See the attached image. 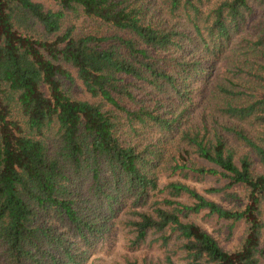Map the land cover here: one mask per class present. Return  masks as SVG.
Here are the masks:
<instances>
[{"label": "trees", "instance_id": "16d2710c", "mask_svg": "<svg viewBox=\"0 0 264 264\" xmlns=\"http://www.w3.org/2000/svg\"><path fill=\"white\" fill-rule=\"evenodd\" d=\"M46 1L0 0V264H94L119 227L163 257L118 264H264V0Z\"/></svg>", "mask_w": 264, "mask_h": 264}, {"label": "rangeland", "instance_id": "374dc122", "mask_svg": "<svg viewBox=\"0 0 264 264\" xmlns=\"http://www.w3.org/2000/svg\"><path fill=\"white\" fill-rule=\"evenodd\" d=\"M40 1L46 4L49 3L46 0ZM260 172L264 174V169H261ZM172 179L174 180L176 177ZM187 183L196 187L201 192L211 187L220 186L213 180H208L204 183H196L194 181H188ZM209 197L223 206H230L229 202L221 195H212ZM193 220L211 233L226 251H235L239 247L245 231L244 225H238L233 233L230 234L226 223L217 222V220L204 218L203 216L194 217ZM129 238H131V235L128 233L127 229L124 230L123 227H119L116 232L114 244L110 248L106 247L96 254L94 256V264H118L123 263L125 258L138 260L140 263H144V261L156 263L163 257V251L158 248L157 244L145 246L136 252L129 250L127 247ZM151 238L154 239L156 236ZM182 258L183 254L178 253L175 257L176 264H185Z\"/></svg>", "mask_w": 264, "mask_h": 264}]
</instances>
